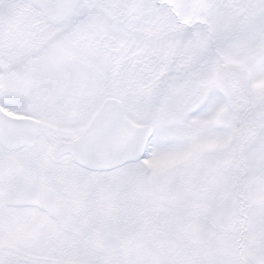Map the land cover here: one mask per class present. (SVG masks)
Wrapping results in <instances>:
<instances>
[{"label": "snow or ice", "instance_id": "6c2138e0", "mask_svg": "<svg viewBox=\"0 0 264 264\" xmlns=\"http://www.w3.org/2000/svg\"><path fill=\"white\" fill-rule=\"evenodd\" d=\"M0 264H264V0H0Z\"/></svg>", "mask_w": 264, "mask_h": 264}]
</instances>
